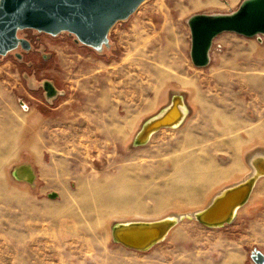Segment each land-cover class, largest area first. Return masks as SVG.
Listing matches in <instances>:
<instances>
[{
    "label": "rangeland",
    "instance_id": "rangeland-1",
    "mask_svg": "<svg viewBox=\"0 0 264 264\" xmlns=\"http://www.w3.org/2000/svg\"><path fill=\"white\" fill-rule=\"evenodd\" d=\"M242 2L144 0L99 48L69 31H18L30 48L0 54V264H223L230 255L257 264L264 194L220 227L182 219L146 250L112 236L121 221L203 208L247 176L249 152L264 143V34L222 32L211 63L196 66L188 23ZM169 91L203 117L134 144ZM21 161L37 168L34 184L12 175Z\"/></svg>",
    "mask_w": 264,
    "mask_h": 264
},
{
    "label": "water",
    "instance_id": "water-1",
    "mask_svg": "<svg viewBox=\"0 0 264 264\" xmlns=\"http://www.w3.org/2000/svg\"><path fill=\"white\" fill-rule=\"evenodd\" d=\"M144 0H0V54H6L21 44L30 48V42L18 37V31L33 28L51 34L69 31L82 43L101 47L108 42V33L121 19L128 18ZM191 29V58L196 66H207L211 61V49L217 35L233 31L246 36L264 34V0H243L240 7L228 14H194L188 20ZM142 142L136 137L134 144ZM254 188V187H253ZM252 193V192H251ZM249 193V197L251 195ZM52 198L58 197L56 191L49 192ZM249 199V198H248ZM247 199V201H248ZM242 192L233 189L227 192L197 220L206 226L224 225L235 216H230L234 208L247 203ZM225 218H221L224 217ZM189 216H185L188 218ZM206 219L213 220L207 222ZM176 217L169 216L150 222L158 231L145 230L141 236L131 237L130 231L141 229L131 225L125 228L116 224L112 236L118 243L127 247L146 250L158 232L164 233V240L175 226ZM140 232V231H138ZM257 264H264V253L255 250L251 254Z\"/></svg>",
    "mask_w": 264,
    "mask_h": 264
},
{
    "label": "bare ground",
    "instance_id": "bare-ground-1",
    "mask_svg": "<svg viewBox=\"0 0 264 264\" xmlns=\"http://www.w3.org/2000/svg\"><path fill=\"white\" fill-rule=\"evenodd\" d=\"M187 115V106L185 97L182 94H175L171 97L170 102L164 109L161 110V112H158V114L152 116L151 118H148L142 125L141 129L136 133L135 138L137 137L139 141H141L142 144H145L148 142L149 139L152 138L154 133H156L159 130L165 129V128H174L179 126L182 122H184L185 117ZM248 164L251 167V172L249 175H247L244 179L237 181L235 183H232L230 185H227L220 189L217 193H215L212 198L208 201V203L202 208L195 209L192 212H186V213H173L170 215H165L161 218L154 219V218H144V219H129L126 221H121L116 224L122 225L124 229L120 230L118 233H122L125 228H132L131 225L138 224L137 228H143L136 229L133 231H130L129 235L131 237H138L141 236L142 233L145 232V230H151L158 231L156 228L157 226H151L150 222L157 221L160 219H163L164 217L174 216L176 217V222L186 219L185 216H189L187 219H196L199 215H202L205 217V215L209 212L212 206H214L219 199H221L227 192L237 189L242 192V198H245L244 204L249 198V193L252 192L253 187L255 186V183L260 177H264V149H256L253 152L249 154L248 157ZM12 175L17 180H25L27 182H30L32 184L35 183L36 174L34 170L31 168V166L27 163H22L15 165L12 170ZM240 207L234 208L233 211L230 213V216H236ZM221 217V218H225ZM235 218V217H234ZM207 222H211L213 220L206 219ZM115 224V225H116ZM206 226V225H205ZM223 226V225H221ZM208 227H220V225H213ZM140 231V232H138ZM164 238V233L158 232L155 237L150 241L149 246L146 249L151 248L153 245L159 243ZM122 244V243H121ZM124 245V244H122ZM223 264H240V260L238 256L236 255H230L229 257L225 258V263Z\"/></svg>",
    "mask_w": 264,
    "mask_h": 264
},
{
    "label": "crops",
    "instance_id": "crops-1",
    "mask_svg": "<svg viewBox=\"0 0 264 264\" xmlns=\"http://www.w3.org/2000/svg\"><path fill=\"white\" fill-rule=\"evenodd\" d=\"M210 63H211V61H210ZM209 63V64H210ZM208 64V65H209ZM203 67H205V66H203ZM170 92V91H169ZM175 93H178V92H175ZM170 95H169V99H168V102H166L161 108H160V110L161 109H164L165 107H166V105H168V103L170 102V98H171V96H173V95H171V92L169 93ZM183 96L185 97V95L183 94ZM185 101H186V106H187V115H186V117H185V120H184V122L186 121V119H187V117L189 116V117H191L192 115H195V114H198V117H200V118H202L203 117V112H199V110H198V108L196 107V105L194 104V102H192L191 101V99H189V101H187L186 99H185ZM161 112V111H160ZM197 112V113H196ZM158 114V113H157ZM156 115V114H155ZM205 117V116H204ZM183 123V122H182ZM182 123L179 125V126H181L182 125ZM179 126H177V127H174L175 129L176 128H178ZM237 127V126H236ZM240 128L237 130V132H235V135H234V137H241L242 138V130H244V128H243V126H239ZM174 128H171V129H174ZM237 128H235V130H236ZM160 131V130H159ZM159 131H157V132H159ZM156 132V133H157ZM156 133H154V135L156 134ZM237 133V134H236ZM261 131L259 132V134L258 135H256L257 137H258V140H260V138H261ZM243 134H244V132H243ZM153 135V136H154ZM264 135V134H263ZM152 136V137H153ZM256 149H264V143H261L260 142V144H258V145H256L254 148H252L251 150V152H253L254 150H256ZM235 153H236V151L235 150H233ZM251 152H249V154L251 153ZM247 157H248V155H247ZM247 160H248V158H247ZM249 161V160H248ZM20 163H27V164H29L30 166H31V168L34 170V172H35V174H36V179L38 178V174H37V171H36V169L37 168H35V166H34V164L32 163V162H30V161H21ZM39 163H36V166L38 165ZM39 167V166H38ZM250 172H251V167H250V165H249V172H248V174L247 175H249L250 174ZM246 174V173H245ZM244 175V174H243ZM246 177V176H245ZM244 177V178H245ZM244 178H242V179H244ZM242 179H240V180H242ZM20 180V179H19ZM240 180H238V181H240ZM264 177H260L258 180H257V182L255 183V186H254V188H253V190H252V193H251V195H250V197H249V199H248V201H247V203H249L250 201H251V199L252 198H254L255 197V195L258 193L260 196L261 195H263L264 194V189H262V187H264ZM20 181H24V182H26L25 180H20ZM36 182V181H35ZM235 182H237V181H235ZM235 182H233V183H235ZM28 183V182H27ZM30 183V182H29ZM31 184V183H30ZM230 184H232V183H230ZM230 184H228V185H230ZM227 186V185H226ZM217 193V192H216ZM212 198V197H211ZM210 198V199H211ZM246 203V204H247ZM245 204V205H246ZM244 206V205H243ZM241 208V207H240ZM240 210V209H239Z\"/></svg>",
    "mask_w": 264,
    "mask_h": 264
},
{
    "label": "built area",
    "instance_id": "built-area-1",
    "mask_svg": "<svg viewBox=\"0 0 264 264\" xmlns=\"http://www.w3.org/2000/svg\"><path fill=\"white\" fill-rule=\"evenodd\" d=\"M258 36H259V35H258ZM24 108L27 109L26 106H25Z\"/></svg>",
    "mask_w": 264,
    "mask_h": 264
}]
</instances>
